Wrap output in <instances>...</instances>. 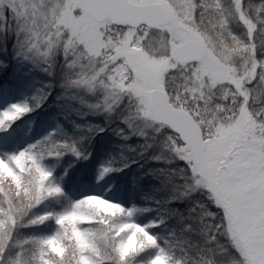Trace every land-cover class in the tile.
I'll return each mask as SVG.
<instances>
[{"label":"snow or ice","instance_id":"6c2138e0","mask_svg":"<svg viewBox=\"0 0 264 264\" xmlns=\"http://www.w3.org/2000/svg\"><path fill=\"white\" fill-rule=\"evenodd\" d=\"M10 66L0 264H264V0H0Z\"/></svg>","mask_w":264,"mask_h":264},{"label":"trees","instance_id":"16d2710c","mask_svg":"<svg viewBox=\"0 0 264 264\" xmlns=\"http://www.w3.org/2000/svg\"><path fill=\"white\" fill-rule=\"evenodd\" d=\"M9 61H10V60H9ZM9 73L14 74L13 66H10L9 70H7L5 73L0 74V78H1V79H3V77L6 78L7 74H9ZM50 102H51V101H50ZM48 111L51 112V111H53V110H52V109H49ZM89 119H90L92 122H94V123H99V122H100L99 119H95L94 117H91V116L89 117ZM105 139H107V138H105ZM98 140H99V138H98ZM145 186H146V187H151V184H146Z\"/></svg>","mask_w":264,"mask_h":264},{"label":"rangeland","instance_id":"374dc122","mask_svg":"<svg viewBox=\"0 0 264 264\" xmlns=\"http://www.w3.org/2000/svg\"><path fill=\"white\" fill-rule=\"evenodd\" d=\"M4 85H8V84H6V83H4ZM94 117V116H93ZM97 118V117H96ZM133 143H135V142H133Z\"/></svg>","mask_w":264,"mask_h":264}]
</instances>
